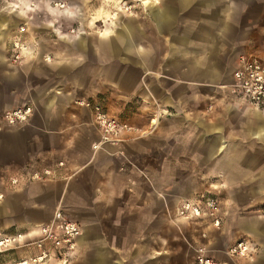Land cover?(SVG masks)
Returning <instances> with one entry per match:
<instances>
[{"label": "rangeland", "instance_id": "rangeland-1", "mask_svg": "<svg viewBox=\"0 0 264 264\" xmlns=\"http://www.w3.org/2000/svg\"><path fill=\"white\" fill-rule=\"evenodd\" d=\"M3 1L5 0H0V4ZM8 1L16 5L7 10H0V19L3 20V23H0V89L4 86L5 75H8L11 69L22 67L36 57L46 61H61L60 65L66 70L67 83H75L71 74L77 71L79 76L76 84L82 90L96 91L92 97L85 100L98 101L119 122L136 127L141 137L155 133L160 120L171 112L168 107L157 103L151 95L145 99L135 92L141 89L149 90L146 77L150 73L152 75L155 68L161 72L168 66L174 71H180L184 64L201 63L204 57L206 59L210 56V49H213L212 55L219 48L222 29L204 27V18L209 13L204 11L202 0ZM253 1H257V4L254 2L252 5L253 8L257 7L256 10L242 12V26L235 29L237 37L240 38L238 57L241 54L253 53L264 62V0ZM154 7H160L161 11L166 10L168 13L165 21L159 26L149 10ZM124 23L131 24L128 32V37L132 40L130 50L127 54L106 53L100 43L115 36L124 28ZM16 38L21 40L22 44L20 43V51H17L20 52L21 58L15 61L12 41ZM80 40L85 43L83 49L79 45ZM216 60L225 62L224 57L219 55ZM213 89H216L215 92L200 89L210 93H205L204 97L199 90H195L193 101L196 102V107L190 115L210 116V128L207 129L211 134L214 133V128H219L218 133L222 137L232 133L239 137L235 140L223 138V149L233 144L240 151L243 147L251 148L252 170L235 173L237 178L248 183V186L236 188V198L232 202L225 186L228 173L223 172L209 177L205 186L196 185L194 195H182L181 192L187 184L183 177L187 178L189 173L179 172V193L174 198L180 200L203 193L214 194L218 198L220 211H225L221 228H212L206 217L185 218L178 212L173 213L176 200H167L164 204L166 213L163 216L162 228L157 231V236L153 229L148 228L146 237L142 239L145 242V251L143 243L139 249L138 238L133 229L120 230L124 233L114 236V243L100 253V264H192L195 249L200 246L205 247L214 259L227 261L228 264H264V215L260 211L261 207H264V140L251 133L249 135V119L242 113L238 114L225 108L231 101L230 97L220 86ZM202 105L207 107L203 108ZM246 107L250 111L264 112L263 109H255L252 105ZM2 112L4 111H1L0 115ZM21 126L24 125H7L0 120V132ZM254 127L253 125L251 128ZM243 137L250 139L242 140ZM5 143V140L0 141V154L2 152L3 159H6V152H9L5 150ZM243 159H246V156H240V160ZM22 167L16 168L9 163L0 164V236L16 238L15 241L0 246V264H19L23 259L36 254L37 249L33 243L37 239L36 227L48 221L51 217L44 219L57 207H62L58 203L50 207V213H35L36 205L26 199L25 190L32 181L37 180H26L25 175L32 167ZM169 175L170 172L164 173L168 183L165 188L170 191ZM13 177H18L19 183L13 184ZM218 180L221 185L224 183L223 187L216 185ZM174 185L175 182L173 190ZM248 217H256L261 221L258 223L262 229L260 234H252L238 228L237 223ZM222 224L228 227V232H222L225 227ZM239 238H248L256 243V257L231 260L225 254L229 247L226 245H231ZM86 249L83 254L79 249L78 256L70 264H96V254L94 255L90 246ZM41 264L57 263L48 261Z\"/></svg>", "mask_w": 264, "mask_h": 264}, {"label": "crops", "instance_id": "crops-1", "mask_svg": "<svg viewBox=\"0 0 264 264\" xmlns=\"http://www.w3.org/2000/svg\"><path fill=\"white\" fill-rule=\"evenodd\" d=\"M202 2L204 11L209 13L204 18V27L222 29L219 48L212 55L213 49H210V56L204 57L201 63L184 64L180 71L168 66L161 72L155 68L152 75L150 73L146 77L149 90L135 91L145 99L151 95L157 103L171 111L160 120L157 130L150 136L130 137L117 145L98 143L99 132L93 123L90 108L77 103L92 97L96 91L82 90L76 84L79 76L77 71L71 74L75 83H67L66 70L60 65L61 61H46L36 57L22 67L11 69L3 79L0 112L28 102L33 107V115L27 125L0 132V141L5 140V150H9L6 159H3L1 152L0 164L56 170L58 180L32 181L25 190L26 199L36 205L34 212L41 214L50 213V207L59 203L71 218L80 223L82 233L78 238L79 249L83 254L90 246L96 254V264H100V253L114 243L113 237L124 233L120 230L133 229L139 249L144 244L145 251L142 239L146 237L147 229H153L157 236L166 213L165 202L174 200L179 193V172L190 174L187 178L183 177L187 184L182 195H194L196 185L205 186L209 177L223 172L228 173L225 186L232 202L236 198L235 189L248 186L235 173L252 170L251 148L243 147L240 151L233 144L223 149V138L235 140L239 137L234 133L222 137L218 133L219 128H214L211 134L207 129L210 116L195 117L190 114L196 107L193 101L195 90L210 89L215 92L213 88L220 86L231 99L225 108L242 113L249 119L248 134L264 140V112L250 111L246 107L250 104L233 96L229 89L240 51V38L235 29L242 26V12L256 10L257 7L253 8L252 5L254 2L257 4V1ZM15 5L5 0L0 4V10ZM149 10L158 26L168 15L160 7ZM2 21L0 19V23ZM123 27L115 36L100 43L106 53L127 54L130 50L128 32L131 24L124 23ZM79 45L85 48L81 40ZM217 54L224 57L225 62L217 61ZM200 93L204 97L208 92ZM202 107L206 108L207 105ZM251 125L255 127L251 128ZM245 138L250 139L243 137L242 140ZM240 156H246V159L240 160ZM59 161L64 162V167L57 168ZM166 172H170V191L165 188L168 186L164 176ZM222 184L221 181L216 183L223 187ZM175 200L173 213H177L182 198ZM220 215L224 223L223 209ZM258 223H261L258 218L248 217L239 221L237 226L240 230L258 235L262 231ZM224 231H229L227 226ZM126 233L130 234L131 231Z\"/></svg>", "mask_w": 264, "mask_h": 264}, {"label": "built area", "instance_id": "built-area-1", "mask_svg": "<svg viewBox=\"0 0 264 264\" xmlns=\"http://www.w3.org/2000/svg\"><path fill=\"white\" fill-rule=\"evenodd\" d=\"M23 27H20V31ZM21 40L13 39V59L20 60ZM22 44V43H21ZM233 81L229 84L230 93L257 109L264 110V62L256 54H241L236 61L232 73ZM78 104L91 108L93 123L99 132V142L117 145L130 137H141L140 131L109 114L96 100L81 99ZM167 112V110H165ZM33 115L30 103L5 110L0 115V120L7 125L17 126L28 124ZM97 145H93L96 147ZM64 167V162L59 161L57 168ZM26 180L46 181L57 177L55 169L41 168L28 169ZM12 183H19L18 177L11 179ZM260 211L264 215V207ZM177 212L185 218L206 217L214 228H220L221 215L218 198L211 193H203L191 198L182 199ZM82 233L80 223L71 218L62 207H57L51 218L38 224L36 227L37 239L33 242L37 253L19 264H41L54 261L57 264H70L79 254L78 238ZM14 236H0V246L15 241ZM231 259H253L257 255V245L248 238H239L225 250ZM192 264H228L227 261L214 259L203 246L197 247Z\"/></svg>", "mask_w": 264, "mask_h": 264}, {"label": "water", "instance_id": "water-1", "mask_svg": "<svg viewBox=\"0 0 264 264\" xmlns=\"http://www.w3.org/2000/svg\"><path fill=\"white\" fill-rule=\"evenodd\" d=\"M129 38V37H128ZM129 40H130V43L132 44V40L129 38Z\"/></svg>", "mask_w": 264, "mask_h": 264}, {"label": "bare ground", "instance_id": "bare-ground-1", "mask_svg": "<svg viewBox=\"0 0 264 264\" xmlns=\"http://www.w3.org/2000/svg\"><path fill=\"white\" fill-rule=\"evenodd\" d=\"M62 6H64V5H62Z\"/></svg>", "mask_w": 264, "mask_h": 264}]
</instances>
